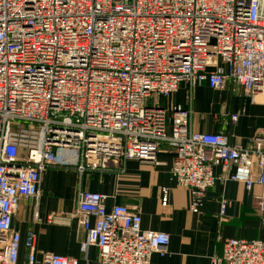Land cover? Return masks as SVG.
Returning <instances> with one entry per match:
<instances>
[{"label":"built area","instance_id":"obj_1","mask_svg":"<svg viewBox=\"0 0 264 264\" xmlns=\"http://www.w3.org/2000/svg\"><path fill=\"white\" fill-rule=\"evenodd\" d=\"M229 79L264 94V0H0V264H19L14 213L22 198L40 197L58 149L78 151L83 172L154 162L168 144L172 179L191 191L194 214L216 167L235 165L228 180L264 188V138L231 145L223 132H193L191 109L164 104L182 83L218 90ZM169 195L163 188L164 207ZM107 198L81 192L76 213L99 264H151L166 253L169 234L143 230L137 212L107 209ZM25 247L27 264H78L37 261L34 234ZM211 264H264V240L228 239Z\"/></svg>","mask_w":264,"mask_h":264},{"label":"crops","instance_id":"obj_2","mask_svg":"<svg viewBox=\"0 0 264 264\" xmlns=\"http://www.w3.org/2000/svg\"><path fill=\"white\" fill-rule=\"evenodd\" d=\"M165 103L191 109L193 132H223L231 145L245 148L253 139L264 138V94H247L233 80L218 90L208 83L192 89L182 83ZM234 115H238L237 121L232 120ZM57 154L60 165L42 172L40 197L22 198L14 213L12 229L22 238L19 264L28 263L25 241L29 234L35 236L37 261L45 254H54L78 264H99V250L86 245L87 233L76 215L79 194L85 191L106 195L107 209L122 205L137 212L143 230L170 235L166 253L155 254L151 264H211L213 257H222L228 239L264 240V212L260 208L264 188L255 184L248 191L244 183L228 180L235 165L214 169L218 180L205 193L200 212L194 214L190 210L191 191L172 179L176 151L168 144L161 146L154 162L128 159L122 167L108 170L82 172L78 151L60 149ZM258 172L256 163L254 174ZM163 188H170L167 207L161 202ZM50 215L57 216L55 222L48 221ZM88 220L95 223L94 217Z\"/></svg>","mask_w":264,"mask_h":264},{"label":"rangeland","instance_id":"obj_3","mask_svg":"<svg viewBox=\"0 0 264 264\" xmlns=\"http://www.w3.org/2000/svg\"><path fill=\"white\" fill-rule=\"evenodd\" d=\"M215 43H216V40L213 39V40L211 41V43H210V47L214 46ZM170 134H171V129H170V127L168 126V129H167V135L170 136ZM58 150H60V149H58Z\"/></svg>","mask_w":264,"mask_h":264}]
</instances>
